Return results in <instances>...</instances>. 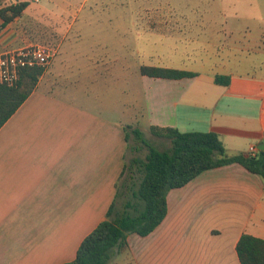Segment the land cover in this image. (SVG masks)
Listing matches in <instances>:
<instances>
[{
	"label": "crops",
	"instance_id": "crops-1",
	"mask_svg": "<svg viewBox=\"0 0 264 264\" xmlns=\"http://www.w3.org/2000/svg\"><path fill=\"white\" fill-rule=\"evenodd\" d=\"M237 1L223 11L241 21L264 6ZM30 2L1 30L0 53L49 41L57 54L0 128V264H62L74 260L114 201L118 208L128 141L123 123L75 103L94 93V55L79 41L83 3L48 0L28 12ZM223 28L209 42L228 49L218 67L181 69L195 74L181 79L148 77L147 126L213 132L228 155L250 148L255 155L264 146V25ZM166 207L162 222L147 236L128 234V249L109 264H240V236L264 239V179L237 163L169 190Z\"/></svg>",
	"mask_w": 264,
	"mask_h": 264
},
{
	"label": "rangeland",
	"instance_id": "rangeland-1",
	"mask_svg": "<svg viewBox=\"0 0 264 264\" xmlns=\"http://www.w3.org/2000/svg\"><path fill=\"white\" fill-rule=\"evenodd\" d=\"M29 1L30 0H18ZM258 3H264L256 0ZM83 3L79 16L80 46L84 54L94 55V93L79 96L75 103L100 117L128 127L126 171L119 182L118 208L129 197L128 184L137 182L132 159L143 160L146 148L134 138L131 129L140 130L155 147L165 150L169 140L153 136L147 126L143 93L152 80L140 73L142 66L170 69L207 70L218 67L227 48L209 45L223 36L221 30L233 22L242 30L264 25V6L260 15L241 21L223 11L227 3L237 0H68ZM11 0H2L0 8ZM48 5V0H31L28 12ZM91 10H94L91 13ZM217 13H221L217 16ZM44 23H48L43 20ZM62 27L63 30V26ZM209 27L219 29L208 32ZM61 30V31H62ZM60 31V32H61ZM242 31V32H243ZM215 37V38H214ZM52 44L41 41L39 44ZM53 45V44H52ZM225 50V51H224ZM65 100V98L63 97ZM70 102L73 98L68 99ZM130 128V129H129ZM134 175V181L131 179Z\"/></svg>",
	"mask_w": 264,
	"mask_h": 264
},
{
	"label": "trees",
	"instance_id": "trees-1",
	"mask_svg": "<svg viewBox=\"0 0 264 264\" xmlns=\"http://www.w3.org/2000/svg\"><path fill=\"white\" fill-rule=\"evenodd\" d=\"M2 0H0V3ZM29 1H17L0 8L1 30L27 8ZM43 68H24L12 87L0 84V128L35 89ZM143 76L150 78L181 79L192 77L193 72L162 68H140ZM229 78L216 76L217 84H227ZM130 129V128H129ZM158 138L169 140L170 147L160 150L151 144L138 129H131L134 138L146 148L143 160L132 159L137 182L128 184L129 197L120 208L114 201L106 218L88 234L79 245L74 260L62 264H109L114 252L128 249L127 236L136 233L150 234L164 219L167 211L166 194L180 188L204 171L237 163L264 179V151L255 155L230 156L218 136L213 132H180L172 127L149 128ZM128 141V127L124 128ZM125 170V169H124ZM134 175L131 179L134 181ZM120 192L116 193L119 197ZM240 264H264V239L242 234L236 244Z\"/></svg>",
	"mask_w": 264,
	"mask_h": 264
},
{
	"label": "built area",
	"instance_id": "built-area-1",
	"mask_svg": "<svg viewBox=\"0 0 264 264\" xmlns=\"http://www.w3.org/2000/svg\"><path fill=\"white\" fill-rule=\"evenodd\" d=\"M14 3V0H11ZM57 54V47L50 44H33L0 53V84L12 87L16 84L19 72L24 68H43L50 65ZM254 153V148L248 154Z\"/></svg>",
	"mask_w": 264,
	"mask_h": 264
},
{
	"label": "water",
	"instance_id": "water-1",
	"mask_svg": "<svg viewBox=\"0 0 264 264\" xmlns=\"http://www.w3.org/2000/svg\"><path fill=\"white\" fill-rule=\"evenodd\" d=\"M260 149H261L262 151H264V146H261Z\"/></svg>",
	"mask_w": 264,
	"mask_h": 264
}]
</instances>
